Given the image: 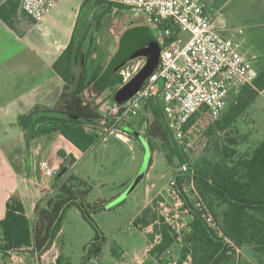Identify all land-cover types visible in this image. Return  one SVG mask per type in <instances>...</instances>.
Masks as SVG:
<instances>
[{
	"label": "trees",
	"instance_id": "1",
	"mask_svg": "<svg viewBox=\"0 0 264 264\" xmlns=\"http://www.w3.org/2000/svg\"><path fill=\"white\" fill-rule=\"evenodd\" d=\"M19 7V3L13 1H7L0 6V18L13 30ZM173 39L175 37L167 40V44ZM92 47L93 44L90 43L86 49L85 42L80 41L76 35L55 62L53 68L66 83L65 90L55 108L36 107L30 114L19 118V125L28 142L57 133L82 153L88 152L98 142L95 127L107 120L100 112L99 105L87 102L84 95L86 90L96 85L104 71L99 63L90 66ZM124 56L125 51H120L107 66L106 73L103 74L106 76L105 80H108L105 89L122 84L118 70L111 76L110 72L120 60H124ZM128 59L130 58L127 57L126 60ZM256 69L258 78L254 87L243 86L233 95L236 96L235 103L225 111L221 121L213 124L215 126L209 131L211 135L217 129L221 132L231 129L256 102L259 93L264 90V66H256ZM113 101L115 103V100ZM143 105L153 118L147 136L161 143L168 165L173 166L177 158L184 159L187 163L188 156L183 153L184 149L167 128L162 102L159 99H150ZM127 130L124 132L133 137V133ZM237 145L235 138H227V144L222 147L216 160L206 162L205 166L200 163L189 165L188 174L182 175L179 171L174 176L179 189H182L183 184L189 185L193 179L198 197L216 220L221 222L226 236L237 247L250 246L251 253H254L260 264H264V142L247 155H240L235 148ZM59 157L67 159L61 152ZM70 158L75 163V159L71 156ZM151 166L152 160L149 168ZM65 169V166H61L59 174ZM89 194L90 189L86 183L70 176L61 184L57 194L42 199L36 205L33 221L27 217L22 201L12 197L7 202L5 217L0 221V255L9 257L10 253L33 248V253L42 257L60 235L64 215L70 207L78 208L83 218L90 222L83 203ZM183 197L186 206L193 208L187 196ZM221 207L226 208L221 211ZM188 216L190 221L181 232L173 229L167 220L152 208H145L134 224L140 229L154 225L160 241L151 251V255L157 259H162L174 246H178L182 262L189 260L190 264H236L232 246L227 245L218 233L201 219L199 213L192 212ZM158 221L159 225H156ZM100 251V238L97 237L88 247L86 259H97ZM63 260L60 256L57 264H63ZM161 263L166 262L161 260Z\"/></svg>",
	"mask_w": 264,
	"mask_h": 264
},
{
	"label": "rangeland",
	"instance_id": "2",
	"mask_svg": "<svg viewBox=\"0 0 264 264\" xmlns=\"http://www.w3.org/2000/svg\"><path fill=\"white\" fill-rule=\"evenodd\" d=\"M202 3L215 18L216 24H226L229 29L226 32L227 37L238 43L243 42L249 53L247 56L255 57L257 67L264 66V0H202ZM121 11L122 8L117 6L107 14L104 32L99 38L98 46H94L90 58L91 67L99 63L105 69L115 53L116 36L129 26L142 24L135 19L114 23V18H123ZM189 38L186 33L179 34L183 44ZM140 63L143 65L141 58L130 61L118 71V75L123 69L133 75ZM124 85L122 80V84L115 88L103 91L94 85L86 90L85 100L99 105L100 112L107 120L95 127L98 142L88 152H79L75 163L70 157L64 161L63 165L68 171L62 174L58 171L51 178L36 176L39 181L44 179V182L50 183L54 193L49 197L57 194L61 184L70 176L86 183L90 189V194L83 200L90 222L83 218L75 206L70 207L64 215L62 231L56 240L64 256L63 264H131L134 260V264H142L147 259L145 255L150 254L146 252L148 245L153 243L156 246L160 241L154 225L140 229L134 224L145 208H152L162 217L168 214V209L173 217L169 215L171 221L179 224V230H184L187 226L183 224L190 221V216L176 208V199L166 192L174 174L186 163L184 159L177 158L173 166L168 165L161 143L147 136L153 118L144 105L135 114L124 118L120 111L112 113L108 108L114 105L115 93ZM237 93L230 97L228 108L235 103L236 96L233 95ZM215 125H204L194 130L191 146L183 151L188 156L189 165L200 163L205 166L206 162L216 160L222 147L227 144V138L237 140L238 145L235 148L240 155L251 154L264 142V95H259L256 102L231 129L225 132L217 129L211 135L209 131ZM125 130L132 132L134 136L126 134ZM150 160L152 166L149 168ZM144 169L147 174L133 188ZM224 208L226 207H221V211ZM175 209L179 211L178 215ZM156 225H159V221ZM97 237L100 238L101 251L97 259H86L87 249ZM240 249V253L233 254L236 264H260L254 253H251L250 246ZM179 250L178 246H174L162 259L148 258L147 264H163L159 260H164V264H190L189 260L181 261ZM31 252L26 250L25 253ZM10 263L8 256L0 255V264ZM26 263L35 264L33 260Z\"/></svg>",
	"mask_w": 264,
	"mask_h": 264
},
{
	"label": "crops",
	"instance_id": "3",
	"mask_svg": "<svg viewBox=\"0 0 264 264\" xmlns=\"http://www.w3.org/2000/svg\"><path fill=\"white\" fill-rule=\"evenodd\" d=\"M7 1L19 3L20 7L14 30L0 18V221L4 219L7 202L12 197L22 201L27 217L33 221L36 205L54 193L50 183L36 178L43 175L42 164L49 162L61 166L70 156L76 162V156L81 152L57 133L28 142L19 125V118L30 114L36 107L53 109L58 104L66 83L54 70L55 62L76 35L80 41L85 42L86 49L90 43L93 44V49L98 46L99 38L104 32L106 16L117 6L122 8L124 15L122 19L114 18V23L135 19L142 24L129 26L116 36L115 53L111 61L120 51H125L126 56L115 65L114 71L127 61V57L131 59L137 53L143 40L154 39L159 45L160 42L146 17L123 6L119 0H58L56 8L41 23H35L22 11L21 0H2L0 6ZM204 7L207 11L205 5ZM207 13L210 14L208 11ZM240 44L242 53L248 57L249 53L243 42ZM138 58L146 64L144 56ZM250 59L254 60L255 57ZM133 60L135 59H128L120 69ZM107 66L96 83L103 91L107 90L105 86L108 80L103 75ZM108 108L112 113L120 111L116 100ZM103 116L106 117L104 114ZM60 152L67 157L66 160L59 157ZM66 170L69 169L66 167ZM154 247L153 243L148 245L146 252L150 253V257L145 255L147 259L143 258L142 264H147L148 258L153 259L151 251ZM32 249L29 248L28 251H33ZM23 255L24 261L18 260L11 264H27L26 261L32 260V253ZM60 256L64 259L55 241L51 249L41 257L40 264H57Z\"/></svg>",
	"mask_w": 264,
	"mask_h": 264
},
{
	"label": "built area",
	"instance_id": "4",
	"mask_svg": "<svg viewBox=\"0 0 264 264\" xmlns=\"http://www.w3.org/2000/svg\"><path fill=\"white\" fill-rule=\"evenodd\" d=\"M58 0H21L22 11L35 23H41L57 6ZM146 17L149 25L157 31L161 45L160 59L153 74L142 88L124 105L120 106L121 116L135 114L150 99H159L163 104V114L169 131L182 148L187 151L191 146L194 130L219 122L229 105L233 93L243 86L254 87L258 71L253 59L241 51V44L229 39L226 24H216L215 18L208 14L200 0H119ZM241 32V31H240ZM180 33L190 36L183 44ZM173 39L167 44V40ZM137 66L133 75L123 69L120 76L128 83L143 67ZM264 95V90L260 92ZM43 176L53 177L61 170L59 164H42ZM182 175L188 174L190 167L185 163L180 168ZM194 177L192 173V178ZM167 194L176 199V208L189 215L200 214L201 219L213 228L219 237L232 246V253H240V247L233 244L223 231L222 224L207 209L198 197L194 180L189 185L178 188L173 176ZM186 195L193 208L186 206ZM164 218L177 232L179 224L171 221V213L166 209ZM175 213H179L175 209ZM171 218H173L171 216ZM188 224H183L187 226ZM10 253L11 263L24 261V253ZM33 250V249H32ZM35 264H40L38 253L31 252ZM169 253V251H168ZM10 263V264H11Z\"/></svg>",
	"mask_w": 264,
	"mask_h": 264
},
{
	"label": "water",
	"instance_id": "5",
	"mask_svg": "<svg viewBox=\"0 0 264 264\" xmlns=\"http://www.w3.org/2000/svg\"><path fill=\"white\" fill-rule=\"evenodd\" d=\"M140 45L141 46L137 50V53L133 54L131 59H136L140 56H144L146 58V64L128 83H126L115 94V100L120 106L124 105L134 97V95L142 88L145 81L153 74L159 63L161 46L156 40L146 39L143 40ZM127 61H124L119 67H122ZM119 69L120 68H117L116 71ZM114 73L115 71L112 70L110 72V76ZM65 171L66 169L64 170V172ZM146 174L147 172L144 169L137 178L133 188H136V186L141 183Z\"/></svg>",
	"mask_w": 264,
	"mask_h": 264
}]
</instances>
